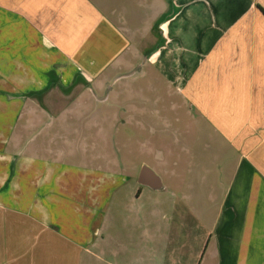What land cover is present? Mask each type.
Wrapping results in <instances>:
<instances>
[{
    "label": "crops",
    "instance_id": "obj_1",
    "mask_svg": "<svg viewBox=\"0 0 264 264\" xmlns=\"http://www.w3.org/2000/svg\"><path fill=\"white\" fill-rule=\"evenodd\" d=\"M145 65L222 157L198 184L144 165L131 191L77 155L75 125L121 107L117 83ZM165 241L170 264H264V0H0V264H163Z\"/></svg>",
    "mask_w": 264,
    "mask_h": 264
},
{
    "label": "rangeland",
    "instance_id": "obj_2",
    "mask_svg": "<svg viewBox=\"0 0 264 264\" xmlns=\"http://www.w3.org/2000/svg\"><path fill=\"white\" fill-rule=\"evenodd\" d=\"M143 71L148 72L146 77L139 74L133 77L132 81L125 79L117 83L116 88L121 89L118 90L120 93L117 97L121 107L105 109L101 106L87 113L86 120H91L92 124L75 125L79 128L78 131L82 132L81 137L85 140L84 151L78 152L77 155L93 156L92 161L103 168L109 167L110 162L112 170L126 173L131 177L127 184L131 186V191L137 188V176L144 165L157 170L175 169L181 173L183 180L191 179L198 184V177L204 174L206 161L212 157L217 164H221L222 157L217 156L220 155L218 149L213 151L209 148L208 134L202 135L198 128L200 126L191 120L193 116L181 96L158 77L152 66L145 65ZM124 82L130 85L125 86ZM172 103H177L176 109H172ZM129 105L131 107L123 108ZM94 118H99L100 122L96 123ZM104 157L109 161L99 159ZM158 159L163 160L162 167L158 166ZM191 169L195 174L193 178L188 177ZM164 180L166 183L169 182L168 177H164ZM124 195L118 194L117 199L112 203V211H109V215L114 213L120 220L126 216H134L137 214L140 202L150 204L155 197L154 194L150 196L147 191L145 197L138 201L126 200ZM165 197L166 200H170L169 194ZM167 213L172 214L170 207ZM165 217L163 221L166 233L169 230L171 232L176 223L170 216ZM163 248L158 256L163 253L165 255L163 258L159 256V259H163V264H170L171 245L165 241V249ZM113 260L118 264H133V261L135 264H149L146 262L147 257L124 258V260L113 258Z\"/></svg>",
    "mask_w": 264,
    "mask_h": 264
},
{
    "label": "water",
    "instance_id": "obj_3",
    "mask_svg": "<svg viewBox=\"0 0 264 264\" xmlns=\"http://www.w3.org/2000/svg\"><path fill=\"white\" fill-rule=\"evenodd\" d=\"M141 172H142V176H144V178H145L146 173L148 172V167H147V166H144V167L142 168Z\"/></svg>",
    "mask_w": 264,
    "mask_h": 264
}]
</instances>
